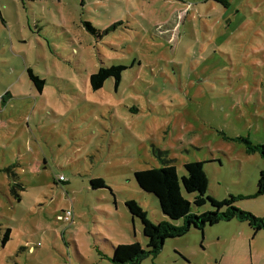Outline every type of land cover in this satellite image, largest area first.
Returning <instances> with one entry per match:
<instances>
[{"label": "rangeland", "instance_id": "obj_1", "mask_svg": "<svg viewBox=\"0 0 264 264\" xmlns=\"http://www.w3.org/2000/svg\"><path fill=\"white\" fill-rule=\"evenodd\" d=\"M226 1L0 0V264H111L117 245L146 249L125 202L170 222L133 176L162 164L180 180L203 162L206 196L264 217V160L238 141L264 146V0ZM101 66L125 67L117 87L90 88ZM139 264H264V231L191 229Z\"/></svg>", "mask_w": 264, "mask_h": 264}, {"label": "trees", "instance_id": "obj_2", "mask_svg": "<svg viewBox=\"0 0 264 264\" xmlns=\"http://www.w3.org/2000/svg\"><path fill=\"white\" fill-rule=\"evenodd\" d=\"M224 7L228 5L226 0H211ZM84 28L91 35L97 38L101 33L96 31L89 23H84ZM114 29V26L113 28ZM109 30L104 31L106 34ZM125 70L122 66L99 67L98 70L89 77L90 88L93 91L100 90L104 82L108 79L114 81L117 87L121 73ZM28 77L39 93L42 92L44 83L34 76L30 70H27ZM247 154H258L264 160V146L253 145L248 139L240 138ZM165 155L164 152H157V157ZM186 176L178 178L176 169L173 165L162 164L158 168H149L134 172V180L137 187L144 193L153 195L161 213L168 218L170 222L162 221L153 224L142 208L133 200L125 202V207L132 218L139 220L142 228V235L146 239V249H143L139 243L122 244L113 248V255L107 259L111 264H139L148 257H156L161 251L164 242L168 239L181 238L191 229L202 230L206 226H213L222 222L233 220L246 223L255 236L258 232L264 231V217H255L250 213L238 210L234 206L236 198L230 196L222 201L206 196L208 190V180L204 173L203 162H191L184 165ZM61 182V180L59 179ZM92 189L105 188L102 179H93L90 181ZM194 194V200L190 203L182 195ZM264 194V172H260L257 181V191L255 196ZM19 199L18 196H16ZM209 203L212 210L202 214H196L191 211V206L196 208L203 207ZM9 230L5 233V239L8 238ZM3 241V243H4Z\"/></svg>", "mask_w": 264, "mask_h": 264}, {"label": "built area", "instance_id": "obj_3", "mask_svg": "<svg viewBox=\"0 0 264 264\" xmlns=\"http://www.w3.org/2000/svg\"><path fill=\"white\" fill-rule=\"evenodd\" d=\"M60 180H62V178H60ZM70 218H71V212L70 211L64 212L63 215L59 216V220L65 221V222H69Z\"/></svg>", "mask_w": 264, "mask_h": 264}]
</instances>
